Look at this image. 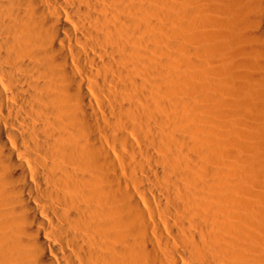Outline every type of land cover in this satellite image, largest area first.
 Here are the masks:
<instances>
[{
    "label": "bare ground",
    "instance_id": "bare-ground-1",
    "mask_svg": "<svg viewBox=\"0 0 264 264\" xmlns=\"http://www.w3.org/2000/svg\"><path fill=\"white\" fill-rule=\"evenodd\" d=\"M0 264H264V0H0Z\"/></svg>",
    "mask_w": 264,
    "mask_h": 264
},
{
    "label": "rangeland",
    "instance_id": "rangeland-1",
    "mask_svg": "<svg viewBox=\"0 0 264 264\" xmlns=\"http://www.w3.org/2000/svg\"><path fill=\"white\" fill-rule=\"evenodd\" d=\"M206 13V12H205ZM212 14V13H211ZM212 16H214L213 14H212ZM216 17V14H215V16L214 17H212V18H215ZM217 17H218V14H217ZM217 21L218 19L216 18V19H213V21ZM214 21V27H215V29L217 30H219V31H222V25L220 26V23H218L219 21H217V22H215ZM222 24V23H221ZM222 57V56H221ZM218 60V59H217ZM216 60V61H217ZM222 58H220L219 59V61H218V63L216 62V61H213V62H215V63H213L214 65H215V67H214V65L212 64H210L211 65V67H214V71H213V69L212 68H210L211 70H212V73H211V75H214V74H216V75H214L212 78H216L217 77V79H214V81L216 80V81H219V84H221L220 86H219V84H217V86H219V87H221L222 88V82H220V81H222ZM220 62V63H219ZM211 63V62H210ZM209 65V66H210ZM217 67V68H216ZM215 69H218V70H215ZM218 79H220V80H218ZM217 86H215V87H217ZM221 88H220V90H221ZM219 89V88H218ZM217 89V90H218ZM219 90V93L220 94H222L221 93V91ZM222 96V95H221Z\"/></svg>",
    "mask_w": 264,
    "mask_h": 264
}]
</instances>
